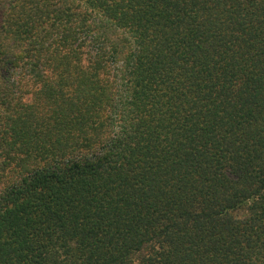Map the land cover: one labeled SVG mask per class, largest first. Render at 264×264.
<instances>
[{
  "label": "trees",
  "instance_id": "trees-1",
  "mask_svg": "<svg viewBox=\"0 0 264 264\" xmlns=\"http://www.w3.org/2000/svg\"><path fill=\"white\" fill-rule=\"evenodd\" d=\"M0 264H264V0H0Z\"/></svg>",
  "mask_w": 264,
  "mask_h": 264
}]
</instances>
